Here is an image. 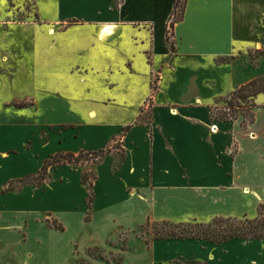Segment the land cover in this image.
I'll return each mask as SVG.
<instances>
[{"label":"crops","instance_id":"0c3cea01","mask_svg":"<svg viewBox=\"0 0 264 264\" xmlns=\"http://www.w3.org/2000/svg\"><path fill=\"white\" fill-rule=\"evenodd\" d=\"M175 4L176 0H22L15 5L10 0V8H0V17H4L0 20V73L5 83L16 81L26 86L20 94L6 95L3 106L16 108L17 103L30 101L16 109L32 107L36 111L41 102L39 93L47 96L67 89L78 98L79 105L90 106L85 116L45 120L42 124L0 122V160L12 151L22 156L43 148L49 136L45 128L54 126L53 139L44 143V154L49 155V149L54 151L49 158L25 160L16 169L30 170L40 163L43 166L58 153L78 155L110 148L96 163L95 193L101 183L99 171L108 163L110 184L119 190L112 196L118 193L126 203L140 200L144 205L142 218L148 213L156 215L163 206L181 213L165 214L176 223L209 221L212 216L207 211L205 218L191 213L194 204L211 207L204 210L214 209L218 194L228 193L236 182L227 178L232 177L225 170L229 160L224 164L219 161L222 146L218 141L230 129L213 132L210 128L215 122L208 112L219 98L264 77V0H184L181 18L175 22L171 36L172 49L167 36ZM107 26L113 28L112 34L103 33ZM61 73L69 84L60 86ZM75 74L81 81L89 78L82 95L69 89ZM65 96L70 98V94ZM254 103L255 122L249 127L255 132L253 139H259L255 127L257 110L264 112V92L254 98ZM149 105L152 115L147 118L144 109ZM115 114H120L118 120ZM41 135L45 136L42 140ZM32 138L38 148L26 146ZM119 150L124 155L115 168ZM81 184H85L83 179ZM220 184L228 188L218 192ZM30 186L34 185L23 187ZM10 192H0V205L13 195ZM111 199L114 205L116 199ZM99 200L96 193L95 209ZM190 216L199 219L185 222ZM158 241L149 253L151 264H198L178 259L184 249L206 264H219L217 252L235 243L245 245L257 240L232 239L219 245L211 242L205 248L167 239L159 245ZM128 252L120 262L92 259L91 264H127Z\"/></svg>","mask_w":264,"mask_h":264},{"label":"rangeland","instance_id":"374dc122","mask_svg":"<svg viewBox=\"0 0 264 264\" xmlns=\"http://www.w3.org/2000/svg\"><path fill=\"white\" fill-rule=\"evenodd\" d=\"M21 1L11 0L15 5ZM183 5L184 0L178 9L177 18L182 15ZM8 7L10 8V0H0L2 11H6ZM16 7L20 13V8ZM19 7L23 8V6ZM29 9L30 12H33L31 8ZM0 20L4 21V17H0ZM85 77V80L81 81L79 74H75L72 85L69 87L73 90L70 89V91L76 90L81 95L84 94L83 88L89 83V78ZM64 78L66 77H63L61 73L58 78L60 86L64 82L69 84L67 78L65 80ZM4 80L5 76L0 73V122L20 124L37 122L42 124L45 120L58 121L70 119L75 115L85 116L87 108L90 107L89 105H79L77 103L78 98L73 97L67 89L62 93H51L47 96H44L43 92L39 93L41 102H39V109L36 111H32V107L19 111L16 109L18 106L16 108L10 107L11 110L3 106L2 101L6 95L13 97L22 93L26 86H19L16 81L9 85L8 81L5 83ZM68 94H70V98L65 96ZM253 102L254 98H241V94L229 92L210 107L208 115L215 122L210 129L219 133L230 129L226 131L225 137L218 141L222 146L219 150V161L224 164V161L229 160V165H226L225 170L228 175L232 176L227 178L235 179V188L231 191L229 189L226 193L225 190L228 186L218 185L216 190L218 192L224 190L225 192L218 194L216 203H213L215 204L214 209L204 210L202 208L211 207L199 208L196 207L197 204H194L195 208H190L192 209L191 213L199 216V218H205L206 211L211 213L210 216L212 217L209 221L198 220L199 218L190 216L185 218L187 220L185 222L196 219L202 222H211L216 217L229 216L237 219H244L245 216L249 219H255L259 216L260 205H264V112L257 110L255 129L261 136L259 139H253L255 132L248 126L252 120V114L255 113V109H252ZM22 103L27 106L30 101H22ZM95 108L99 110L100 106L95 104ZM145 109L144 114L148 118L152 115V108L149 105ZM119 115L115 114L114 119L118 120ZM225 122L228 123V126L224 127L222 123ZM45 130L49 133L47 141L53 139L54 126L46 127ZM44 137L41 135L40 139L42 140ZM46 142L44 141L42 143L43 148L37 149L36 152H25L21 156L16 155L17 151H12L16 154L9 152L10 154L1 155L0 192L8 187L9 181L13 178L39 174L41 163L35 164L30 170L16 169V166L19 162L34 157V160L42 156L49 158V155L54 151L51 152L49 149L47 150L49 155L44 154V148L47 149V146H44ZM26 146L28 148H36L37 146L38 148L39 144H36L32 138L28 140ZM115 146L120 149L121 144L117 143ZM116 153H119V156L115 168L124 155L122 150L116 151ZM64 157L60 160L63 161ZM101 158L102 153L99 151L83 152L73 160L74 163L66 164L70 169L68 167L64 169L63 166H59L57 170L50 169V175L41 188L35 185L20 186L10 192L13 195L3 199L4 206L0 205V264H91L92 259L112 262L116 259H123L124 253L127 251H129L125 259L127 264L129 262L134 264L152 263L153 259H150L149 253L155 247L154 245H157V240L153 239L154 222L168 219L176 223L172 219L165 218V214L179 215L181 213L160 206L155 211L158 216L148 213L142 218L144 205L140 200L126 203L120 194L117 193L112 196L114 190L118 189L112 186L113 183L110 184V176L107 171L110 169V165L108 163L100 169L98 174L101 179V183L96 187V193L100 198L98 206L95 209L96 204L93 202L92 208H89L87 202L91 197L96 198L93 186L97 178L95 166ZM5 162H8L6 163L7 166H5ZM84 177H86L85 184H81ZM245 188H248L249 192H246ZM138 191L141 192L140 189H137ZM213 194L216 195V193ZM111 197L116 199L114 205L110 204ZM154 204V207H157L155 201ZM148 206L151 209L149 204ZM88 214L91 220L86 222L85 219ZM54 223H63L66 230L64 232L57 230L53 226ZM167 240L169 242H183V245L197 244L204 248L211 245L208 240ZM160 241H158L159 245L162 243ZM230 247L223 252H217L219 260L216 263L264 264V238L245 245L235 243ZM184 251L186 252L185 255L182 254ZM159 252L162 253L163 250H159ZM178 255V259L181 258L183 261L206 264L204 259H199L200 257L197 258L194 254H190L188 249L180 250ZM93 264L103 263L94 262Z\"/></svg>","mask_w":264,"mask_h":264},{"label":"trees","instance_id":"16d2710c","mask_svg":"<svg viewBox=\"0 0 264 264\" xmlns=\"http://www.w3.org/2000/svg\"><path fill=\"white\" fill-rule=\"evenodd\" d=\"M182 1L183 0H176L174 17L172 18V21L168 28L167 41L172 49L174 48V45L171 41V36L173 34L175 22L181 18H177V13ZM261 92H264V77L251 80L250 82L242 85L239 89L234 91L233 94H241V98H255ZM16 106L23 107L25 106V104L17 103ZM255 108L256 104L253 102L252 109ZM254 122L255 113L252 114V120H250V124ZM110 151V148L101 150L100 153H102V158ZM80 154L76 155L74 153H58L51 159H48L44 162L38 175H30L23 179L12 180L9 183L8 187L4 188L1 193L15 190L20 186H42L44 184V181L50 175V169H56L58 166L65 165L67 163H74L73 160ZM62 157H64L63 161L60 160V158ZM83 181L85 183L86 177L83 178ZM92 202L93 197H91L89 200V207H91ZM86 220H90L89 214L87 215ZM154 223V240H208L218 245L228 242L232 239H242L249 242L253 240H261L264 238V205H260L259 216L255 219H249L247 216H245L244 219H237L234 217H216L213 221L208 223H173L169 220H163L161 222L155 221ZM53 226L57 230L64 231L65 229L62 223H54ZM116 261L120 262L121 259H116Z\"/></svg>","mask_w":264,"mask_h":264},{"label":"bare ground","instance_id":"6f19581e","mask_svg":"<svg viewBox=\"0 0 264 264\" xmlns=\"http://www.w3.org/2000/svg\"><path fill=\"white\" fill-rule=\"evenodd\" d=\"M112 32H113V28L111 27V26H107V27H105V29H104V34H112ZM118 34V33H117ZM116 36V35H115ZM103 38V37H102ZM110 39H112V38H110ZM101 40V39H100ZM107 41V40H106ZM173 113H176V112H174L173 111ZM94 114V113H93Z\"/></svg>","mask_w":264,"mask_h":264},{"label":"built area","instance_id":"2783aa9c","mask_svg":"<svg viewBox=\"0 0 264 264\" xmlns=\"http://www.w3.org/2000/svg\"><path fill=\"white\" fill-rule=\"evenodd\" d=\"M171 21H172V19L169 21L168 28H169V26H170ZM214 129H215V128H214Z\"/></svg>","mask_w":264,"mask_h":264}]
</instances>
